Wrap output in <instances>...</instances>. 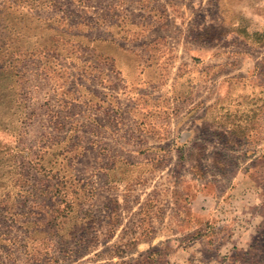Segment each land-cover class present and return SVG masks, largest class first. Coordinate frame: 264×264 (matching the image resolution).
<instances>
[{
    "label": "rangeland",
    "instance_id": "obj_1",
    "mask_svg": "<svg viewBox=\"0 0 264 264\" xmlns=\"http://www.w3.org/2000/svg\"><path fill=\"white\" fill-rule=\"evenodd\" d=\"M262 58L264 0H0V264H234Z\"/></svg>",
    "mask_w": 264,
    "mask_h": 264
},
{
    "label": "crops",
    "instance_id": "obj_2",
    "mask_svg": "<svg viewBox=\"0 0 264 264\" xmlns=\"http://www.w3.org/2000/svg\"><path fill=\"white\" fill-rule=\"evenodd\" d=\"M126 41L128 40H123L121 43H119L116 40L109 39V45L112 44L113 47L116 48V50H120L121 53H123L125 52V50L128 49L126 48V46L122 45V43H125ZM220 55L222 57H219L220 62H218V65H217V69H218L217 73L219 76V80H221L224 77L223 79H225V81H229L228 84L231 83L233 85H238V81L241 80L238 78L239 76L234 75L230 79L228 78L229 80L226 79L227 75L232 74V73L235 74L239 71V68L237 67L235 62H232L233 61L232 59H234L231 56L232 54L223 53ZM256 63L257 62L253 63V67L251 68V71L253 72V74H255V82L253 83L254 85H252V89L249 92L250 94H245L244 97L248 96L247 100L251 99L253 100V102H255V104H259L261 107H264V74L260 73V75H258L259 67L257 66ZM140 65H141V61H138L136 63V66L140 67ZM259 66L264 69V58L261 59ZM120 68H121L120 69L121 73H119L120 75L129 74L130 70H129L128 65L123 64V66H120ZM174 69H176V67H174ZM209 69L210 67L207 65L205 66V68H203L202 71L204 72L205 76L207 75V72L209 71ZM260 78H262V80H259ZM172 79H170L169 81H171ZM247 79L248 78L245 76L244 80H247ZM146 82L149 86H153L152 82H149L148 80H146ZM202 103H203L202 108H204V111L210 107H214V104H210V102L206 104L205 102L202 101ZM112 105L113 103L109 101V108H111ZM263 159L258 164H253L250 167L248 174H247V179L251 183L253 194H256V195L253 196L252 194L251 197L247 199L248 201L246 202V204L248 205V208H247L249 209L248 211L247 209H243L239 211L240 215L245 218L249 217V218H256L259 220L264 219V160ZM261 230H263L262 231L263 233L264 224L262 227L257 226L253 232H250L251 230H246L244 232V235L250 234L252 236L256 235V237H253V239L248 244L245 242H239L240 255L239 256L237 255L235 257V259L233 260L234 264H245V262L247 261L246 255H248L247 254L248 251L250 253H253L255 251L259 253V255H262V256L264 255V250L263 248H261L262 245L259 242L261 240L258 237L262 234L260 233ZM262 256H259L257 258L254 257L250 259V262L247 264H264V256L263 257Z\"/></svg>",
    "mask_w": 264,
    "mask_h": 264
}]
</instances>
